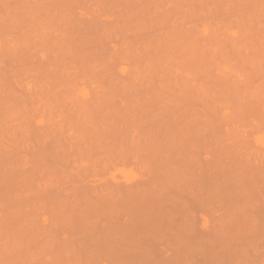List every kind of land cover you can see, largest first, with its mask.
Returning <instances> with one entry per match:
<instances>
[{
	"label": "rangeland",
	"instance_id": "obj_1",
	"mask_svg": "<svg viewBox=\"0 0 264 264\" xmlns=\"http://www.w3.org/2000/svg\"><path fill=\"white\" fill-rule=\"evenodd\" d=\"M23 1L0 0V264H264V0Z\"/></svg>",
	"mask_w": 264,
	"mask_h": 264
},
{
	"label": "bare ground",
	"instance_id": "obj_2",
	"mask_svg": "<svg viewBox=\"0 0 264 264\" xmlns=\"http://www.w3.org/2000/svg\"><path fill=\"white\" fill-rule=\"evenodd\" d=\"M26 1H27V0H26ZM48 1H49V0H48ZM100 1H101V0H100ZM123 1H124V0H123ZM126 1H129V0H126ZM132 1H133V0H132ZM132 1H131V2H132ZM23 2L25 3V0H24ZM23 2H22V3H23ZM49 2H50V1H49ZM115 2H116V1H115ZM118 2H119V1H118ZM124 2H125V1H124ZM158 2H159V1H158ZM50 3H51V2H50ZM111 3H112V2H111ZM129 3H130V2H129ZM148 3H149V1H148ZM150 3H151V2H150ZM150 3H149V4H150ZM164 3H165V2H164ZM113 4H114V3H113ZM131 4H132V3H131ZM149 4H147V6H148ZM151 4H152V3H151ZM108 5H109V4H108ZM127 5H130V4H127ZM143 5H144V4H143ZM63 6H64V5H63ZM110 6H111V4H110ZM118 6H119V5H118ZM140 6H142V5H140ZM144 6H145V5H144ZM144 6H143V7H144ZM106 7H107V6H106ZM114 7L117 8V7L115 6V4H114ZM143 7H142V8H143ZM148 7H151V5L148 6ZM115 8H114V9H115ZM142 8H141V10H142ZM151 8H152V7H151ZM134 9H135V8H134ZM117 10H118V9H117ZM145 10H146V8H145ZM148 10H149V8H148ZM148 10H147V11H148ZM131 11H132V10H131ZM139 11H140V10H139ZM139 11H138V12H139ZM134 12H135V10H134ZM54 13H56V12H54ZM131 13L133 14V12H131ZM97 14H98V13H97ZM125 14H126V11H125ZM134 14H135V13H134ZM51 15H52V14H51ZM125 16H126V15H125ZM136 16H137V14H136ZM55 17H56V16H55ZM73 17H74V16H73ZM75 17H77V16H75ZM96 17H97V16H96ZM98 17H99V16H98ZM121 17H122V16H121ZM71 18H72V16H71ZM71 18H70V21H71ZM90 18H91V17H90ZM93 18H94V17H93ZM93 18H92V20H93ZM119 18H120V17H119ZM72 19H73V18H72ZM77 19H78V17H77ZM77 19H76V20H77ZM83 19H84V18H83ZM99 19H100V18H99ZM103 19H105V18L103 17ZM116 19H117V18H116ZM67 20H68V22H69V19H67ZM79 20H80V19H79ZM94 20H95V19H94ZM96 20H97V19H96ZM100 20H101V19H100ZM105 20H106V19H105ZM107 21H109V20L107 19ZM148 21H149V20H148ZM68 22H67V23H68ZM72 22H73L72 24H74L75 20H74V21L72 20ZM77 22H78V21H77ZM88 22H89V21H88ZM88 22H87V23H88ZM91 22H92V21H91ZM125 22H126V21H124V24H127V23H125ZM85 23H86V21H85ZM93 23H95V22H93ZM99 23H100V22H99ZM111 23H112V22H111ZM122 23H123V19H122ZM95 24H97V22H96ZM95 24H94V25H95ZM119 24H120V23H119ZM79 25H80V24H79ZM82 25H83V24H82ZM67 26H68V25H67ZM89 26H90V25H89ZM103 26H104V25H103ZM87 27H88V26H87ZM99 27H100V26H99ZM105 27H106V26H105ZM89 28H90V27H89ZM94 28H95V27H94ZM102 28H103V27H102ZM69 29H70V28H69ZM71 29H72V28H71ZM81 29H82V28H81ZM106 29H107V28H106ZM76 30H77V29H76ZM90 30H91V28H90ZM73 31H74V30H73ZM79 31H80V29H79ZM92 31H93V30H92ZM104 31H105V30H104ZM83 32H84V31H83ZM84 33H85V32H84ZM87 33H88V32H87ZM96 33H97V32H96ZM73 34H74V32H73ZM95 35H96V34H95ZM72 37H73V36H72ZM93 37H95V36H93ZM97 37L99 38V36H97ZM97 37H96V38H97ZM61 38H62V37H61ZM65 38H67V37H65ZM69 38H70V37H69ZM96 38H95V39H96ZM72 39H73V38H70V40H72ZM85 39H86V38H85ZM234 39H235V38H234ZM60 40H61V39H60ZM77 40H78V39H77ZM77 40H74V42L77 43V42H78ZM157 40H158V39H157ZM160 40H162V39H160ZM61 41H62V40H61ZM72 41H73V40H72ZM79 41H80V40H79ZM87 41H88V40H87ZM100 41H101V40H100ZM158 41H159V40H158ZM54 42H55V41H54ZM62 42H63V41H62ZM66 42H67V41H66ZM91 42H92V41H91ZM97 42H98V40H97ZM163 42H165L164 39H163ZM56 43H58V42H55V44H56ZM68 43H69V42H68ZM79 43H80V42H79ZM99 43H100V42H99ZM52 44H53V43H52ZM55 44H53V45H55ZM64 44H65V43H64ZM87 44H90V43H87ZM93 44H95V43H93ZM57 45H59V44H57ZM61 45L63 46V44H60V46H61ZM70 45H71V44H69V46H70ZM100 45H101V44H100ZM105 45H106V44H105ZM153 45H154V44L152 43V46H153ZM69 46H68V48H70ZM83 46H84V45H83ZM93 46H94V45H93ZM103 46H104V45H103ZM108 46H109V45H108ZM165 46H167V45H165ZM52 47H53V46H52ZM66 47H67V46H66ZM66 47H65V48H66ZM96 47H97V46H96ZM98 47H99V46H98ZM113 47H114V46H113ZM55 48H56V47H55ZM58 48H59V47H58ZM62 48H63V47H62ZM68 48H67V49H68ZM100 48H101V47H99V49H100ZM105 48H107V47H105ZM105 48H103V49H105ZM164 48H165V47H164ZM53 49H54V48H53ZM73 49H74V48H73ZM90 49H92V47H90ZM97 49H98V48H97ZM110 49H111V47H110ZM110 49H109V51L111 52ZM156 49H157V48H156ZM6 50H7V48H5V51H6ZM75 50H77V48H75ZM79 50H80V49H79ZM105 50H106V49H105ZM112 50H116V48H114V49H112ZM7 51L10 52V50H7ZM62 51H64V50H62ZM67 51H68V50H67ZM100 51H102V50H100ZM100 51H98V52L100 53ZM109 51H108V53H110ZM118 51H119V50H118ZM151 51H152V50H151ZM3 52H4V51H3ZM9 52H7L6 55H8ZM59 52H60V51H59ZM98 52H97V53H98ZM103 52H104V50H103ZM105 52H106V51H105ZM115 52H116V51H115ZM4 53H6V52H4ZM90 53H91V52H90ZM108 53L106 52V54H108ZM53 54H54V53H53ZM92 54H93V53H92ZM92 54H91V55H92ZM100 54H101V53H100ZM111 54H113V53H110V55H111ZM2 55H3V53H2ZM4 55H5V54H4ZM4 55H3V56H4ZM56 55H57V54H56ZM58 55H59V54H58ZM108 55H109V54H108ZM61 56H62V55H61ZM61 56H60V57H61ZM94 56H95V54H94ZM96 56H97V55H96ZM51 57H52V56H51ZM54 57H57V56H54ZM4 58H5V57H4ZM62 58H63V57H62ZM100 58H101V57H100ZM6 59H7V57H6ZM37 59H39V58H37ZM1 60H2V59H1ZM1 60H0V61H1ZM2 61H4V60H2ZM39 61H40L39 63H41L42 60L39 59ZM7 62H8V61H6V63H7ZM56 62H57V61H56ZM3 63H4V62H3ZM45 63H46V62H45ZM41 64H42V63H41ZM41 64H40V65H41ZM43 65H44V64H43ZM55 74L57 75V73H55ZM55 74H54V75H55ZM56 75H55V76H56ZM111 75H112V74H111ZM114 75H115V74H114ZM114 75H113V76H114ZM57 76H59V74H58ZM107 76H108V75H106V77H107ZM117 76H118V75H117ZM114 77H115V76H114ZM114 77H113V78H114ZM120 77H122V76H120ZM104 78H105V77H104ZM122 78H124V77H122ZM118 79H119V78H118ZM120 79H121V78H120ZM112 80H114V79H112ZM116 80H117V78H116ZM118 81H119V80H118ZM118 81H114V82H116V84H117ZM120 81H122V80H120ZM120 81H119V82H120ZM112 83H113V82H112ZM17 91H18V90H17ZM17 91H16V92H17ZM26 92H27V91H26ZM26 92L24 93L25 95H26ZM20 94H22V93H20ZM24 94H23V95H24ZM27 94H28V92H27ZM23 95H22V96L20 95V97L24 98ZM17 98H18V97H17ZM82 102H83V101H82ZM80 103H81V102H80ZM81 104H82V103H81ZM83 104H84V103H83ZM91 106H92V105H91ZM84 107H87V106L85 105ZM158 127H159V126H158ZM161 128H162V127H161ZM159 130H160V129H159ZM161 130H162V129H161ZM167 130H168V129H167ZM161 134H162V133H161ZM163 134H164V133H163ZM17 135H18V134H17ZM20 135H21V134H20ZM165 136H168V135H165ZM162 137H163V136H162ZM164 138H165V137H164ZM164 138H163V139H164ZM158 139H159V138H158ZM158 139H157V140H158ZM14 141H15V139H14ZM158 142H159V141H158ZM12 143H13V142H12ZM12 143H11V144H12ZM17 143H18V141H17ZM15 144H16V142H15ZM164 144H165V143H164ZM19 145H20V144H19ZM17 146H18V145H17ZM164 146H165V145H164ZM12 147H14V146L12 145ZM22 147H23V146H22ZM22 147H20V148H22ZM5 149H6V147H5ZM16 149H17V148H16ZM42 149H43V148H42ZM7 150H10V148L8 147ZM11 150H12V149H11ZM36 150H37V149H36ZM12 151H14V150H12ZM15 151H16V150H15ZM15 151H14V152H15ZM7 152H8V151H7ZM7 152H6V153H7ZM38 152H39V151H38ZM3 153H4V152H3ZM8 153L10 154V152H8ZM12 154H13V153H12ZM4 155H5V153H4ZM6 156H9V155L7 154ZM6 156H5V158H6ZM1 157H2V156H0V158H1ZM37 157H38V156H37ZM40 157H41V156H40ZM3 158H4V157H3ZM8 158H9V157H8ZM14 158H16V157H14ZM18 158H19V157H18ZM28 158H29V157H28ZM143 181H144V180H143ZM117 184H118V183H117ZM140 184H141V183H140ZM133 185H134V184H133ZM122 186H123V185H122ZM131 186H132V185H131ZM136 187H138V186L136 185ZM114 188H115V187H114ZM118 188H119V187H118ZM121 189H122V188H121ZM121 189H120V190H121ZM219 189H220V188H219ZM118 190H119V189H118ZM127 190H129V189H127ZM139 190H140V189H139ZM136 191H137V190H136ZM141 191H142V190H141ZM216 191H217V190H216ZM225 191H226V190H225ZM119 192H120V191H119ZM130 192H131V191H130ZM126 193H127V191H126ZM135 193H136V192H135ZM135 193H134V194H135ZM141 193H142V192H141ZM142 195H144V194H142ZM133 196H134V195H133ZM138 196H139V195H138ZM124 197H125V196H124ZM126 197H127V195H126ZM131 197H132V196H131ZM139 198H140V197H139ZM140 199H141V198H140ZM143 199H144V198H143ZM133 200H134V199H133ZM130 201H131V200H130ZM141 201H142V200H141ZM137 203H138V202H137ZM147 203H148V202H147ZM138 205H140V204H138ZM148 206H149V205H148ZM151 207H153V206L151 205ZM162 214H164V213L162 212ZM153 215H154V214H153ZM156 215H157V214H156ZM158 215H159V214H158ZM164 216H165V215H164ZM169 216H170V215H169ZM157 217H158V216H157ZM140 218H141V217H140ZM142 218H143V217H142ZM148 218H149V217H148ZM151 218H152V217H151ZM164 218L166 219V216H165ZM175 218H176V217H175ZM116 219H117V217H116ZM120 219H121V218H120ZM113 220H114V219H113ZM113 220H112V221H113ZM124 220H125V219H124ZM150 220H151V219H150ZM117 221H118V220H117ZM129 221H131V220H129ZM137 221H138V220H137ZM151 221H152V220H151ZM125 222H127V221H125ZM139 222H140V220H139ZM142 222H143V221H142ZM146 222H148V221H146ZM156 222H157V220H156ZM162 222H163V221H162ZM115 223H116V222H115ZM119 223H120V222H119ZM135 223H136V221H135ZM152 223H153V222H152ZM130 224H131V223H130ZM144 224H145V223H144ZM144 224H142V225H144ZM154 224H155V223H154ZM157 224H159V223H157ZM157 224H156V225H157ZM110 225H111V224H110ZM116 225H118V223H117ZM124 225H125V224H124ZM127 225H129V224H127ZM138 225H139V223H138ZM138 225H137V226H138ZM145 225H146V224H145ZM145 225H144V226H145ZM162 225H163V224H162ZM169 225H170V224H169ZM172 225H173V223H172ZM114 226H115V225H114ZM129 226H130V225H129ZM131 226H132V225H131ZM164 226H165V225H164ZM110 228H111V227H110ZM144 228H145V227H144ZM163 228H164V227H163ZM168 228H169V227H168ZM191 228H192V225H191ZM114 229H115V228H114ZM141 229L143 230V228H141ZM154 229H155V228H154ZM193 229H194V228H193ZM145 230H146V229H145ZM194 230H195V229H194ZM151 231H152V230H151ZM154 231H155V230H154ZM159 231H160V230H159ZM195 231H196V230H195ZM202 231H203V230H202ZM143 232H145V231H143ZM187 232H188V231H187ZM187 232H186V233H187ZM190 232H191V231H190ZM199 232H201V230H200ZM182 233H183V232H182ZM188 233H189V232H188ZM192 233H193V232H192ZM192 233H191V234H192ZM205 233H206V232H205ZM102 234H103V233H102ZM102 234H101V235H102ZM145 234H146V233H145ZM150 234H151V233H150ZM183 234H184V233H183ZM195 234H196V233H195ZM154 235H155V234H154ZM159 235H160V234H159ZM146 236H147V235H146ZM152 236H153V235H152ZM185 236H186V235H185ZM188 236H189V235H188ZM104 237H105V236H104ZM109 237H110V236H108V238H109ZM182 238H183V237H182ZM194 238H195V236H194ZM101 239H102V238H101ZM105 239H106V238H105ZM131 239H132V238H131ZM140 239H141V238H140ZM153 239H154V238H153ZM188 239H189V238H188ZM196 239H197V238H196ZM103 240H104V239H103ZM133 240H134V239H133ZM137 240H138V239H137ZM144 240H145V239H144ZM157 240H158V239H157ZM149 241H150V240H149ZM188 241H189V240H188ZM151 242H152V241H151ZM110 243H111V242H110ZM114 243H115V242H114ZM131 243H132V242H131ZM142 243H143V242H142ZM112 244H113V243H112ZM116 244H117V243H116ZM133 244H134V243H133ZM136 245H137V243H136ZM138 245H139V244H138ZM138 245H137V246H138ZM108 246H109V245H108ZM132 246H133V245H132ZM211 246H212V245H211ZM219 246H220V245H219ZM221 246H222V245H221ZM106 247H107V246H106ZM120 247H121V246H120ZM223 247H224V245H223ZM226 247H227V246H226ZM114 248H115V247H114ZM146 248H147V247H146ZM216 248H218V246H217ZM242 248H245V247H242ZM121 249H122V248H121ZM227 249H228V248H227ZM230 249H231V247H230ZM237 249H238V248H237ZM132 250H133V249H132ZM137 250H138V249H137ZM218 250H219V249H218ZM243 250H245V249H243ZM101 251H102V250H101ZM113 251H115V250H113ZM117 251H119V250H117ZM121 251H122V250H121ZM236 251H237V250H236ZM89 252H90V251H89ZM89 252H88V254H89ZM98 252H99V251H97V253H98ZM131 252L134 253L133 251H131ZM131 252H130V253H131ZM232 252H233V251H232ZM239 252H240V250H239ZM102 253L105 254V252H103V251L101 252V254H102ZM122 253H123V251H122ZM221 253H222V252H221ZM90 254H91V253H90ZM223 254H224V253H223ZM229 254H230V253H229ZM229 254L227 253V255H229ZM83 255H84V254H83ZM106 255H107V254H106ZM217 255H219L218 252H217ZM224 255H225V254H224ZM230 255H231V254H230ZM222 256H223V255H222ZM93 257H94V256H93ZM224 257H225V256H224ZM1 258H2V257H1ZM86 258H87V256H86ZM94 258H95V257H94ZM131 258H132V257H131ZM76 259H77V257H76ZM7 260H8V259H7ZM10 260H11V259H10ZM88 260H89V259H88ZM95 260H97V259L95 258ZM101 260H102V259H101ZM106 260H107V258H106ZM1 261L3 262V259H2ZM1 261H0V262H1ZM11 261L13 262L14 260L12 259ZM85 261H86V260H85ZM104 261H105V259H104ZM4 262L7 264V261H6V260H4ZM8 262H9V260H8ZM87 262H88V261H87ZM100 262H101V261H100ZM85 263H86V262H85ZM91 263H92V262H91ZM132 263H133V262H132ZM134 263H135V262H134ZM89 264H90V263H89ZM136 264H137V263H136ZM138 264H139V263H138ZM140 264H141V262H140ZM144 264H145V263H144Z\"/></svg>",
	"mask_w": 264,
	"mask_h": 264
}]
</instances>
